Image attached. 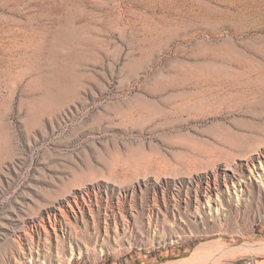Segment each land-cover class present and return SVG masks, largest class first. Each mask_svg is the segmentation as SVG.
<instances>
[{
    "label": "rangeland",
    "instance_id": "rangeland-1",
    "mask_svg": "<svg viewBox=\"0 0 264 264\" xmlns=\"http://www.w3.org/2000/svg\"><path fill=\"white\" fill-rule=\"evenodd\" d=\"M0 264H264V0H0Z\"/></svg>",
    "mask_w": 264,
    "mask_h": 264
},
{
    "label": "bare ground",
    "instance_id": "bare-ground-1",
    "mask_svg": "<svg viewBox=\"0 0 264 264\" xmlns=\"http://www.w3.org/2000/svg\"><path fill=\"white\" fill-rule=\"evenodd\" d=\"M156 33V32H155ZM160 33V32H159ZM52 78V77H51ZM187 83V82H186ZM60 90V89H59ZM54 95V94H53ZM39 106V105H38ZM41 106V105H40ZM33 107V106H32ZM35 107V106H34ZM36 108V107H35ZM234 185H236V184H234ZM241 185V184H240ZM218 200H220V199H218ZM215 202V201H214ZM68 204H69V202H68ZM211 207V206H210ZM224 217V216H223ZM43 219V218H42ZM44 221V220H43ZM60 256V255H59ZM61 257V256H60Z\"/></svg>",
    "mask_w": 264,
    "mask_h": 264
}]
</instances>
